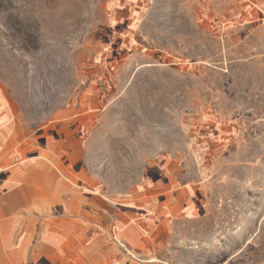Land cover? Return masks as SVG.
<instances>
[{"label": "rangeland", "instance_id": "rangeland-1", "mask_svg": "<svg viewBox=\"0 0 264 264\" xmlns=\"http://www.w3.org/2000/svg\"><path fill=\"white\" fill-rule=\"evenodd\" d=\"M0 96L82 127L112 202L158 211L168 174L190 190L158 255L264 264V0H0Z\"/></svg>", "mask_w": 264, "mask_h": 264}, {"label": "crops", "instance_id": "crops-1", "mask_svg": "<svg viewBox=\"0 0 264 264\" xmlns=\"http://www.w3.org/2000/svg\"><path fill=\"white\" fill-rule=\"evenodd\" d=\"M78 127L31 126L0 96V264H177L159 238L190 190L168 174L158 211L112 202L77 159Z\"/></svg>", "mask_w": 264, "mask_h": 264}]
</instances>
